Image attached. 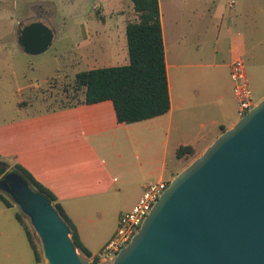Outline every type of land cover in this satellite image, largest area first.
Masks as SVG:
<instances>
[{"label":"crops","instance_id":"obj_1","mask_svg":"<svg viewBox=\"0 0 264 264\" xmlns=\"http://www.w3.org/2000/svg\"><path fill=\"white\" fill-rule=\"evenodd\" d=\"M107 2V7H94L97 19L90 26L62 34L75 53L69 66L85 62L91 69L123 65L117 64L120 60L129 63L126 27L137 18L133 1ZM159 3L171 100L167 113L119 122L113 101L106 99L55 110L46 105L0 119L1 159L20 163L53 191L91 253L113 236L119 217L132 209L150 182H170L187 166L177 170L176 163L170 169L169 155L174 153L178 162L180 146L202 154L240 119L230 67L254 50L256 20L251 7L242 9L241 2L233 0L230 6L237 4L239 11L228 17L222 14L215 23V0ZM19 4L27 12L15 22L12 0H0V22L2 26L6 22L0 30V61L18 50L25 52L19 35L32 21L52 27L51 46L62 37L54 22L55 2L19 0ZM55 67L61 76V64ZM45 83L41 90L54 95L56 77ZM33 92H28L26 102L36 99ZM263 98L264 94L256 103ZM26 102L21 105L26 107Z\"/></svg>","mask_w":264,"mask_h":264},{"label":"water","instance_id":"obj_2","mask_svg":"<svg viewBox=\"0 0 264 264\" xmlns=\"http://www.w3.org/2000/svg\"><path fill=\"white\" fill-rule=\"evenodd\" d=\"M53 39L38 20L19 35L30 54ZM0 188L30 218L44 264H264V98L174 176L113 261L80 253L51 199L21 173H4Z\"/></svg>","mask_w":264,"mask_h":264},{"label":"rangeland","instance_id":"obj_3","mask_svg":"<svg viewBox=\"0 0 264 264\" xmlns=\"http://www.w3.org/2000/svg\"><path fill=\"white\" fill-rule=\"evenodd\" d=\"M55 2L53 6L54 22L60 34L65 31L81 29L90 26L92 20L97 19V11L95 6H109L107 0H48ZM233 0H215V23L217 17L225 14L230 15L235 9L239 11L238 6H230ZM236 3L241 2V8L251 7L250 11L256 20L254 27V38L252 46L254 50L249 51L243 58L246 65V72L249 85L254 96L255 104L257 100L264 94V0H234ZM38 2V0H36ZM251 5H246V3ZM19 0H12L13 16L15 22L23 16L25 11L21 9V4L17 5ZM46 10V8H43ZM241 12V11H240ZM72 13V14H71ZM9 23V22H8ZM0 22V30L2 26ZM9 27V24H8ZM16 28V23H14ZM75 57L73 45L68 37L62 35L46 51L39 54H30L18 50L13 56H8L6 60L0 61V119L16 117L17 113L34 112L43 106L52 104L60 105L66 101L64 87H71L75 79V74L88 67L85 62H80L78 66H69V60ZM125 61L120 60L117 64H124ZM61 64V72L58 76L56 71L57 65ZM67 65V66H66ZM56 77V90L54 95L51 92H43L41 87H46L45 80L47 78ZM28 85L32 87L26 88ZM23 87L24 90L18 89ZM34 90L33 95L36 99L28 100V92ZM40 91V92H39ZM42 91V92H41ZM49 96V98H48ZM44 98H48L45 99ZM57 98V99H55ZM26 102L27 106L23 107L21 103ZM20 107V109L18 108ZM201 155V154H200ZM197 154H187L178 162L173 154L169 155V168L178 164L177 170L184 166H188L198 156ZM12 167L15 162L5 160ZM185 168V167H184ZM0 191L9 199L12 207H8L0 199V264H44V259L37 262L34 250L28 240L24 226L17 220L16 213H20L25 223L32 231L34 240L41 252L40 239L34 230L30 218L22 211L16 201L1 188Z\"/></svg>","mask_w":264,"mask_h":264},{"label":"trees","instance_id":"obj_4","mask_svg":"<svg viewBox=\"0 0 264 264\" xmlns=\"http://www.w3.org/2000/svg\"><path fill=\"white\" fill-rule=\"evenodd\" d=\"M132 1L137 18L128 22L126 27L129 63L79 71L71 87H64L66 101L60 105L49 104L47 110L110 99L113 101L118 121L125 123L153 118L170 110L171 100L159 0ZM193 152L191 146H180L177 156L181 158ZM0 164L1 174L17 171L29 181L33 188L51 199L68 223L71 237L79 252L90 257L92 253L83 244L75 223L53 191L39 182L20 163L10 167L9 163L0 157ZM0 199L6 206L12 207L9 199L1 191ZM15 216L24 226L34 250L35 259L39 262L42 259V251H39L32 231L20 213H16Z\"/></svg>","mask_w":264,"mask_h":264},{"label":"built area","instance_id":"obj_5","mask_svg":"<svg viewBox=\"0 0 264 264\" xmlns=\"http://www.w3.org/2000/svg\"><path fill=\"white\" fill-rule=\"evenodd\" d=\"M230 78L233 83V92L237 99L238 115L241 118L255 105L246 72V65L242 57L236 58L231 63ZM168 185L169 182L167 181L150 182L132 209L126 211L119 217L113 236L100 250L92 253L88 257L89 260L93 263L113 261L119 251L139 231L145 218Z\"/></svg>","mask_w":264,"mask_h":264},{"label":"flooded vegetation","instance_id":"obj_6","mask_svg":"<svg viewBox=\"0 0 264 264\" xmlns=\"http://www.w3.org/2000/svg\"><path fill=\"white\" fill-rule=\"evenodd\" d=\"M0 170H1V164H0ZM3 175H4V174H1V173H0V180L3 179ZM4 192H5V191H4Z\"/></svg>","mask_w":264,"mask_h":264}]
</instances>
